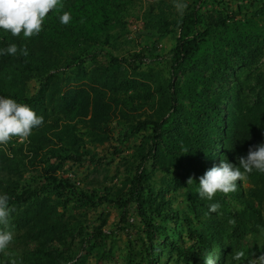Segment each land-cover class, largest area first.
I'll list each match as a JSON object with an SVG mask.
<instances>
[{
    "label": "trees",
    "instance_id": "obj_1",
    "mask_svg": "<svg viewBox=\"0 0 264 264\" xmlns=\"http://www.w3.org/2000/svg\"><path fill=\"white\" fill-rule=\"evenodd\" d=\"M135 1L59 0L38 34L0 29V48L18 47L0 55V96L44 121L25 138L29 159L41 165L30 177L17 164L24 143L0 144V169L15 174L0 179L12 209L0 230L14 237L0 264H119L107 242L133 226L139 238L126 237L123 264H204L208 255L228 264L236 245L264 228V172L254 169L236 191L212 200L197 193L206 170L221 159L240 166L239 157L264 142V0H180L176 11L153 0L136 34L154 43L117 55ZM173 28L175 43L162 54L158 37ZM116 113L122 126L113 136ZM133 135V151L119 153ZM110 139L115 144L100 152ZM65 162L105 177L114 163L124 171L117 183L86 189L58 171ZM212 203L221 207L210 212ZM68 204L76 217L67 216ZM99 205L118 208L106 230L105 217L98 225L85 217Z\"/></svg>",
    "mask_w": 264,
    "mask_h": 264
},
{
    "label": "clouds",
    "instance_id": "obj_2",
    "mask_svg": "<svg viewBox=\"0 0 264 264\" xmlns=\"http://www.w3.org/2000/svg\"><path fill=\"white\" fill-rule=\"evenodd\" d=\"M59 0H0V29L9 31L13 36L23 33L24 37H31L41 31L46 15L57 7ZM72 19L71 13L63 12L59 17L61 24H68ZM18 47L15 43L0 48V55H15ZM27 56V49H23ZM43 117L36 114L27 104L19 103L11 97L0 96V144L7 143L12 137L27 138L34 128L43 124ZM185 152H188L185 150ZM239 165L228 159H221L219 166H213L199 177L197 193L201 198L212 200L216 193H230L237 189V181L258 170L264 172V142L250 146L247 155L239 157ZM193 180L189 178L188 183ZM7 194H0V225H7L12 211L8 205ZM221 205L212 203L210 212H216ZM13 233L0 230V251L8 248L13 241ZM246 253L238 250L233 253L232 259L242 264ZM204 264H217L215 255L203 257ZM264 260V258H262Z\"/></svg>",
    "mask_w": 264,
    "mask_h": 264
},
{
    "label": "rangeland",
    "instance_id": "obj_3",
    "mask_svg": "<svg viewBox=\"0 0 264 264\" xmlns=\"http://www.w3.org/2000/svg\"><path fill=\"white\" fill-rule=\"evenodd\" d=\"M153 0H136L134 2V9L131 12V17H128V29L130 32L127 34H123L119 37H117L114 45L116 49L114 50L115 54L117 55H128V53L132 51H138L141 47L146 45V41H151L154 43V40H144L143 38H139L138 35L136 34L140 26L142 25V14L144 11L148 8L149 3H152ZM165 2L171 4L172 10L176 11L179 8V3L180 0H164ZM211 0L208 1V4ZM237 3V2H236ZM236 3L232 7H236ZM239 3V2H238ZM206 5V4H205ZM205 7V6H204ZM177 32L173 28L172 31L167 34L158 37V42L156 43L159 51L162 54L167 53V51L174 45L175 43V38H176ZM99 60L102 63H105L103 61L105 58L104 56L99 55ZM163 62V60H162ZM161 64H156L154 66L155 69L159 71V68L162 65ZM63 64V63H62ZM88 64V63H87ZM164 64V62H163ZM261 64L264 67V57L261 59ZM89 65V64H88ZM155 70V71H157ZM64 75V74H63ZM154 79L148 80L149 83L152 85L154 84L153 82ZM34 85V80H32L29 83V87L31 88ZM119 116L118 113L114 114L113 119L111 123H109V126L111 127L112 131L111 134L113 136L117 135V132L120 131L121 129V123L119 122ZM11 139H15L12 137ZM17 143H24L22 152H19L17 154L18 158V169L22 173L24 179L30 177L29 175H32V173H37L38 169L41 167L39 164L38 160H33L31 161L30 154L27 152L28 146L26 143L25 138H19L17 137L15 139ZM133 141H138V135H133V138L129 141L126 142L125 145H122L121 150L119 153H130L133 151ZM114 139H110L105 143V146L103 147L102 150H99L102 153H105L109 151L110 145L115 144ZM8 143V142H7ZM7 143L2 144V147L6 150H8V146L6 145ZM90 148H95V149H101V146L89 144L88 145ZM107 146V148H106ZM40 165V166H39ZM73 169V171H72ZM62 174L65 175H74L77 176V179L79 181L78 185L83 188H88L91 186H99L100 184L104 183L106 185H110L112 183H117V181L122 179V173L124 171V166L121 163H114L111 168H109V171L106 172V176H104V171L99 169L96 170L95 172H89L85 170L84 167H77L74 164H70L69 162H65L62 164V166L58 170ZM8 175H15L13 174V171H5L4 169H0V179H4ZM17 177V176H16ZM82 179H80V178ZM70 208V209H69ZM69 209V210H67ZM66 209V214L67 216L70 214L72 217H76V215H73V209L72 207H69V204ZM85 217L88 223H93L95 225H98L100 223V215L102 216L101 218L105 217V220H107V225H105L104 229H108V227L116 222L118 220V208L116 206H102L99 205V207L93 209V208H86L85 209ZM129 214H130V221L132 222H137L136 217L134 216V210L132 207L129 208ZM129 236L130 238L138 239L139 238V232L136 231V229L133 226V230L129 231L128 233L122 232L119 233L114 239L115 240H109L107 243V248L112 247L113 252L117 255V260L119 264H123V251H124V242L126 237ZM227 245L230 244V239L227 240ZM238 250H244L246 253L245 258L242 260V264H264V228L261 227L260 230L254 235H249L248 238L242 239L240 241L239 245H236ZM92 259H90L91 261ZM6 264H12V262L6 263ZM18 264V263H16ZM228 264H237L236 261H232L231 263Z\"/></svg>",
    "mask_w": 264,
    "mask_h": 264
}]
</instances>
